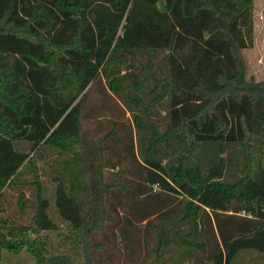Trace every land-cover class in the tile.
Listing matches in <instances>:
<instances>
[{"label":"trees","instance_id":"1","mask_svg":"<svg viewBox=\"0 0 264 264\" xmlns=\"http://www.w3.org/2000/svg\"><path fill=\"white\" fill-rule=\"evenodd\" d=\"M253 9L254 0H0V259L24 249L33 264H109L94 253L105 241L91 235L115 221L106 201L115 191L132 197L139 219L153 206L166 219L173 210L179 245L204 253L197 264L264 251V79L247 77L243 54ZM100 74L135 133L119 132L117 120L96 136L85 131L83 98ZM40 145L64 155L55 216L38 178L31 200L19 190L17 216L5 212V190ZM120 154L139 180L126 182L123 168L105 176ZM175 195L183 202L169 208ZM205 216L210 231L197 232ZM52 230L68 240L65 251H52ZM168 235L162 229L152 247L155 262L141 264H161Z\"/></svg>","mask_w":264,"mask_h":264},{"label":"rangeland","instance_id":"2","mask_svg":"<svg viewBox=\"0 0 264 264\" xmlns=\"http://www.w3.org/2000/svg\"><path fill=\"white\" fill-rule=\"evenodd\" d=\"M254 20V35L253 44L249 47L243 48V54L247 64V77H252L254 80L264 79V0H254L253 9ZM105 78L98 75L95 81L89 86V90L84 100V129L89 136H96L111 126L113 120L119 122L117 129L119 132H128L132 129L135 133L133 123L131 122V111L124 107L121 98L116 93H109L105 89ZM157 114L152 117L160 118L163 110L161 107L156 108ZM162 112V113H161ZM100 124H99V123ZM28 148V144L23 143ZM121 144L118 145V147ZM29 150V149H27ZM123 152V151H121ZM119 160L116 155L111 156L110 162L115 160L120 161L115 168L105 169V176H111L118 168L129 169L130 173L125 177V181L133 180L131 177V162L129 158L123 157ZM31 157V162L24 168L20 176L19 184L12 185L5 190L6 197L3 206L5 212H9L17 216L18 203L17 194L19 190H23L26 195L30 196V200L34 198L36 187L32 179L38 178L46 187L45 196L48 199V211L55 216V202L53 198L54 181V168L60 167V158L64 155L60 154L58 149L47 145H40L36 149L29 151L28 158ZM27 158V159H28ZM264 164V158H263ZM133 177V176H132ZM134 180H139L133 177ZM156 186L152 187L153 191ZM125 191H115L107 197V208L115 217L113 223H109L103 231L94 232L91 238L95 241H105V247L94 251L96 256L100 259L108 261L109 264H141L143 260L155 262V252L152 250L153 246L157 245V240L162 229L168 231L169 242L166 247H162V261L161 264H197L195 252L204 254L202 251L194 250L192 253L187 254V249L181 247L178 243L177 237L174 235L176 213L171 211L172 218L166 219L162 215L161 208L153 206L152 214L148 215L145 219H139L138 213L130 209V204L133 203L132 197ZM145 198V196H143ZM182 197L175 195L170 198L171 207L176 204L182 203ZM139 200V197H136ZM140 201V200H139ZM141 209H151L146 199L140 201ZM36 202H29L25 208L22 219L28 221L32 213L35 211ZM208 213L211 212L207 210ZM166 212V210H165ZM175 213V214H174ZM212 217V215H211ZM197 232L202 230L210 231L208 218L205 216L203 219L197 220ZM186 231L190 228L188 223L181 225ZM201 226V227H198ZM64 230V228L62 229ZM199 231V232H200ZM58 230L49 231L51 243L55 246L52 247L53 252L65 251L68 247V240L61 241L57 238ZM201 236V235H200ZM210 247V245H209ZM34 258L26 250L19 252L2 251L0 264H33ZM232 264H264V251L258 250H245L241 251L234 259Z\"/></svg>","mask_w":264,"mask_h":264}]
</instances>
